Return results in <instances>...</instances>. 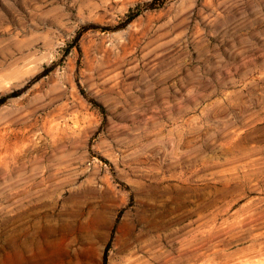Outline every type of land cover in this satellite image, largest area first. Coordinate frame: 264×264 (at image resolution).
<instances>
[{
  "label": "rangeland",
  "instance_id": "rangeland-1",
  "mask_svg": "<svg viewBox=\"0 0 264 264\" xmlns=\"http://www.w3.org/2000/svg\"><path fill=\"white\" fill-rule=\"evenodd\" d=\"M0 264H264V0H0Z\"/></svg>",
  "mask_w": 264,
  "mask_h": 264
},
{
  "label": "trees",
  "instance_id": "trees-1",
  "mask_svg": "<svg viewBox=\"0 0 264 264\" xmlns=\"http://www.w3.org/2000/svg\"><path fill=\"white\" fill-rule=\"evenodd\" d=\"M135 16V15H134ZM134 16H131L130 18H133Z\"/></svg>",
  "mask_w": 264,
  "mask_h": 264
}]
</instances>
